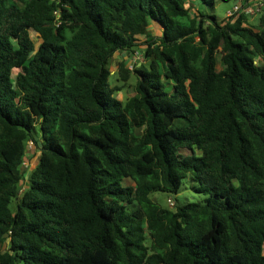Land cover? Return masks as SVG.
I'll list each match as a JSON object with an SVG mask.
<instances>
[{"label":"trees","instance_id":"obj_1","mask_svg":"<svg viewBox=\"0 0 264 264\" xmlns=\"http://www.w3.org/2000/svg\"><path fill=\"white\" fill-rule=\"evenodd\" d=\"M194 1L0 0V264H264V6Z\"/></svg>","mask_w":264,"mask_h":264},{"label":"rangeland","instance_id":"obj_2","mask_svg":"<svg viewBox=\"0 0 264 264\" xmlns=\"http://www.w3.org/2000/svg\"><path fill=\"white\" fill-rule=\"evenodd\" d=\"M193 3H194L193 6H195V8L197 10H200V12L203 13L206 16V18L211 19L210 16H215L217 18V20L219 22H221V21L226 19L227 12L234 6V4L236 3V0H230V1L216 0L214 3H211V4L204 3L200 0H195ZM260 12L254 14V15H248V21L250 24H252L256 27L259 26V24H260ZM206 24H207V22H206ZM152 25L153 24H151L149 26V30L152 29L151 32H154L156 36H160L162 33L160 27L158 25H156V26H154V28H152ZM32 36L36 42L41 41L38 34L33 33ZM140 39L144 40L145 37L140 36ZM138 49H139V51L143 52L142 48H138ZM132 56H133V54L127 53V57L131 58ZM117 58H119V60H120V56ZM111 69L112 70L114 69V71L118 70L117 62L112 60ZM218 69H221L220 65H218ZM110 81L113 85H118V86L122 87V91L120 93L118 92V95H120V97L123 100L132 96L135 92V89H134V85L136 83L135 76H132L131 79L126 84H124L119 79L118 72H116L113 76H111ZM32 142L29 141L27 143L26 158H25L24 163L22 165V171L24 172V181H23V185H22L23 188L20 191V195L23 194V189L28 186L29 176H30L32 170L37 165V163L40 159V155H41L40 152L35 151V144H34V142L33 143ZM193 184L194 183L192 182V180L190 178H187V179H185L183 185L181 186V189H180L178 195L173 196L167 192L159 191V192L155 193L153 197L163 207H172L173 206L170 203V199H172L173 202H177V204H179V205H183V204L190 202V201H197V200H203L204 201L206 195L198 193L194 189Z\"/></svg>","mask_w":264,"mask_h":264},{"label":"built area","instance_id":"obj_3","mask_svg":"<svg viewBox=\"0 0 264 264\" xmlns=\"http://www.w3.org/2000/svg\"><path fill=\"white\" fill-rule=\"evenodd\" d=\"M264 4L262 0H236L234 6L227 12L226 19L235 20L239 14L245 13L247 15H254L260 12ZM194 10V9H193ZM144 61V55L142 51L136 50L131 57L128 68L133 69L138 63L141 64ZM32 142V140L30 141ZM33 143V142H32ZM171 205H174L172 199H170Z\"/></svg>","mask_w":264,"mask_h":264},{"label":"crops","instance_id":"obj_4","mask_svg":"<svg viewBox=\"0 0 264 264\" xmlns=\"http://www.w3.org/2000/svg\"><path fill=\"white\" fill-rule=\"evenodd\" d=\"M154 26H156V24L154 25H152V28H154ZM152 30V29H151ZM150 30V31H151ZM153 34H155L154 32H152ZM120 56V60H119V58H117V57H119ZM122 57V58H121ZM119 60V61H118ZM113 61H115V62H117V66L119 65V63L121 62V61H124L125 63H126V65L127 66H129V63H130V61H131V58H129V57H127V52H117L116 54H115V56H114V58H113ZM118 71V70H117ZM117 71H114V69L112 70V72L113 73H116Z\"/></svg>","mask_w":264,"mask_h":264}]
</instances>
